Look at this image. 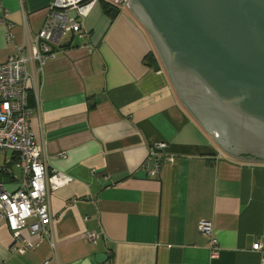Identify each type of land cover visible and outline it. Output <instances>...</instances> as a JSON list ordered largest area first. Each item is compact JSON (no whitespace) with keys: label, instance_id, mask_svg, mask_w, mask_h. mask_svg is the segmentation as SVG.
<instances>
[{"label":"crops","instance_id":"obj_1","mask_svg":"<svg viewBox=\"0 0 264 264\" xmlns=\"http://www.w3.org/2000/svg\"><path fill=\"white\" fill-rule=\"evenodd\" d=\"M53 1L0 0V62L18 47L31 57ZM82 29L27 63L34 141L47 175L70 178L48 202L54 250L44 239L12 254L0 221V264H264L251 250L264 241V159L231 154L193 116L129 8L112 20L97 3ZM22 179L18 156L0 152V184L14 192Z\"/></svg>","mask_w":264,"mask_h":264},{"label":"water","instance_id":"obj_2","mask_svg":"<svg viewBox=\"0 0 264 264\" xmlns=\"http://www.w3.org/2000/svg\"><path fill=\"white\" fill-rule=\"evenodd\" d=\"M193 116L228 152L264 159V0H129Z\"/></svg>","mask_w":264,"mask_h":264},{"label":"built area","instance_id":"obj_3","mask_svg":"<svg viewBox=\"0 0 264 264\" xmlns=\"http://www.w3.org/2000/svg\"><path fill=\"white\" fill-rule=\"evenodd\" d=\"M99 0H54L42 29L33 40L31 57H25V48L18 47L17 53L6 62H0V152H12L18 156V166L23 179L14 192L7 191L0 184V221L4 223L13 239L11 253L23 255L32 253L46 239L51 249L54 243L50 232L51 211L49 198L70 178L64 174L47 175L40 149L30 129L31 108L29 107V75L27 63L36 60L43 65L53 58L51 46L57 44L68 32L84 36L83 19ZM118 10L128 9L129 0H102ZM165 144H159L150 151L158 156ZM198 232L208 238L211 259L220 253L213 224L201 220ZM98 234L88 232L85 238L95 243ZM251 250L264 258V241L252 243ZM44 264H50L45 261Z\"/></svg>","mask_w":264,"mask_h":264},{"label":"trees","instance_id":"obj_4","mask_svg":"<svg viewBox=\"0 0 264 264\" xmlns=\"http://www.w3.org/2000/svg\"><path fill=\"white\" fill-rule=\"evenodd\" d=\"M98 3H100L104 9V12L109 15V17L113 20L116 15L118 14L119 10L117 8H115L114 6L99 0ZM91 107V106H90Z\"/></svg>","mask_w":264,"mask_h":264}]
</instances>
